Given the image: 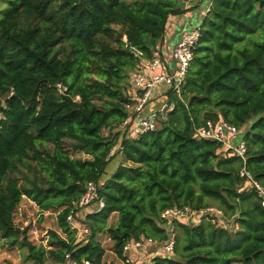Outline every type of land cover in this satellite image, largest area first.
I'll return each mask as SVG.
<instances>
[{
	"label": "trees",
	"instance_id": "1",
	"mask_svg": "<svg viewBox=\"0 0 264 264\" xmlns=\"http://www.w3.org/2000/svg\"><path fill=\"white\" fill-rule=\"evenodd\" d=\"M54 1L4 0L0 10V237L30 264H62L66 252L104 264L99 235L122 258L129 241L167 239L166 209L215 206L237 228L173 223V256L157 264H264V208L238 176L240 159L194 134L206 119L235 126L246 169L264 184V0H211L182 99L170 95L166 120L133 139L120 129L138 97L132 75L161 56L170 16L187 10L180 0ZM116 145L120 162L104 176ZM89 183L105 206L77 239L66 219ZM23 198L56 213L46 245L13 222Z\"/></svg>",
	"mask_w": 264,
	"mask_h": 264
},
{
	"label": "built area",
	"instance_id": "2",
	"mask_svg": "<svg viewBox=\"0 0 264 264\" xmlns=\"http://www.w3.org/2000/svg\"><path fill=\"white\" fill-rule=\"evenodd\" d=\"M211 2L203 14L209 12ZM199 25L191 32H183L181 39L170 51V57L175 67L168 68L160 56H154L150 60L141 59L138 69L133 73L132 91L138 97L133 105V113L121 123L120 129L126 131V138L133 139L147 132H153L160 127L161 122L166 120L167 114L172 105L170 95L175 94L181 97V88L184 84L188 68L193 59L194 50L199 39ZM136 56L141 53L136 51ZM57 88L65 91L60 85ZM155 93V94H154ZM154 94V95H153ZM156 104L155 106H152ZM150 108L151 110H148ZM240 130L235 126L223 122L204 120L200 127L194 129V134L200 139H206L220 143L229 151L231 156L238 157L242 166L238 176L246 184L247 191H253L264 208V184L257 181L246 169V147L243 140L238 145L232 143ZM122 152V146L116 145L109 152V158ZM104 201L98 196V186L89 183L83 194L75 202L67 215V223L71 230L76 232L77 239L83 238L88 230L81 220L87 214L96 213L103 209ZM85 212V214H84ZM161 219L167 222V239L160 241L152 238H139L127 242L122 249V258H118L122 264H157L159 258H172L176 231L173 223H188L191 227L199 225L202 220L208 221L211 225L221 228H237L232 219L226 220L223 212L215 206H208L200 209H193L185 206L182 208H169L160 215ZM62 264H93L88 259L79 261L71 258L66 252Z\"/></svg>",
	"mask_w": 264,
	"mask_h": 264
},
{
	"label": "rangeland",
	"instance_id": "3",
	"mask_svg": "<svg viewBox=\"0 0 264 264\" xmlns=\"http://www.w3.org/2000/svg\"><path fill=\"white\" fill-rule=\"evenodd\" d=\"M181 1L183 2V0ZM186 1L187 0H185L184 2L186 3V7L184 4V8L188 10L186 11V15L182 17V24L176 28L174 39L173 41H171L172 46H175L176 43L181 39L182 32H191L197 28V25L201 20L203 12L205 11L208 4L211 2V0H188L187 2ZM3 3L4 0H0V10L2 9L1 12L6 8V4ZM62 3V0H55L54 7L57 8ZM177 5L181 4L177 3ZM173 66L175 67V64H173ZM155 105L156 104H153V106ZM106 133L107 131H104V134ZM241 140L242 133L240 132L236 135V138L232 140V143L238 145ZM73 156L74 158L78 159H86V156H84L83 154H74ZM116 160H118V156L114 157L109 162L108 166L105 169L104 176H108L110 174L112 165L116 162ZM80 221L83 222V220L81 219ZM114 221L115 220L113 218L111 222L113 223ZM13 222L16 227H18L20 230L29 227L28 237L32 242H34V244L41 243L43 245H46L50 231L58 232L56 213L51 210L41 213L35 204L24 198L22 199L16 209V212L14 213ZM82 224L84 225V223ZM97 240L100 241V243L105 249L103 263L118 264V261H115V258L113 256V242L110 239L108 240V237L106 235H99L97 237ZM27 254V249L19 247L17 245L12 246L9 244L8 240H4L0 237V264H30V262L26 259Z\"/></svg>",
	"mask_w": 264,
	"mask_h": 264
},
{
	"label": "crops",
	"instance_id": "4",
	"mask_svg": "<svg viewBox=\"0 0 264 264\" xmlns=\"http://www.w3.org/2000/svg\"><path fill=\"white\" fill-rule=\"evenodd\" d=\"M188 1V0H187ZM186 1V2H187ZM180 4L183 6L184 8V4H185V7H186V3L185 0H183V2L180 0L179 1ZM185 9V8H184ZM185 10H188V9H185ZM186 15V13H184L183 15H180V16H170V22L167 26V29H166V32H165V37H164V42H163V45H162V49H161V53H160V57L161 59L163 60V62L165 63V65L168 67V68H172L173 67V62H172V59L170 57V51L171 49L173 48V46L171 45V41H173L174 39V35L176 33V28L182 24L183 22V19L182 17H184ZM202 19V17H201ZM201 22V20H200ZM200 22L198 23V25L200 24ZM197 25V27H198ZM183 33V32H182ZM134 94V93H133ZM153 106V105H152ZM148 110H151L150 108H148ZM133 113V106L130 108V114ZM120 162V157L118 158V160H116V162L112 165V169L110 170V173H112L116 167L118 166ZM114 218V220L116 221L117 220V214H113L111 215V217L109 218L108 220V224H113L111 222V220ZM109 240V238H108ZM100 242V241H99ZM101 244V243H100ZM102 245V244H101ZM103 247V245H102ZM104 248V247H103ZM114 258H115V261H118L117 263L118 264H122L121 261L118 260V258L116 257L115 254H113ZM49 264H53L51 262H48Z\"/></svg>",
	"mask_w": 264,
	"mask_h": 264
}]
</instances>
